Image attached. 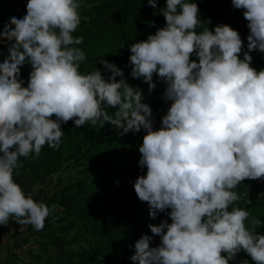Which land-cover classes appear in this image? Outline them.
Masks as SVG:
<instances>
[{
  "label": "clouds",
  "instance_id": "clouds-1",
  "mask_svg": "<svg viewBox=\"0 0 264 264\" xmlns=\"http://www.w3.org/2000/svg\"><path fill=\"white\" fill-rule=\"evenodd\" d=\"M231 3L244 9L247 50L227 23L197 31L204 23L197 0H166L159 10L166 24L129 46L131 76L149 92L154 75L166 85L171 103L159 128L143 89L114 62L100 57L107 76L80 70L84 37L73 33L81 0H26L25 11L11 12L0 27L13 37L0 58V225L11 219L40 230L52 212L14 179L22 158L39 156L45 144L59 148L69 120L77 128L110 122L120 135L144 130L138 163L147 170L133 186L151 216L170 209L171 222L149 224L159 244L150 246L146 233L135 241L134 264H230L241 251L264 264V233L256 231L264 221L252 216L246 225L250 211L236 190L246 178L264 179V68L251 66L250 54L264 52V0Z\"/></svg>",
  "mask_w": 264,
  "mask_h": 264
},
{
  "label": "trees",
  "instance_id": "trees-1",
  "mask_svg": "<svg viewBox=\"0 0 264 264\" xmlns=\"http://www.w3.org/2000/svg\"><path fill=\"white\" fill-rule=\"evenodd\" d=\"M165 3L166 0H157V7L153 8L147 0H81V24L73 33L84 37L82 44L77 45L86 53L80 70L87 72L97 67L107 76L100 57L114 62L123 69L129 84L143 89L142 102L152 107L156 128L171 103L163 98L166 85L154 75L157 86L149 92L147 82L131 76L129 46L147 39L166 24L159 11ZM197 3L204 22L197 31L203 27L214 31L216 25L227 23L239 31L243 50H247L250 30L244 9L234 8L231 0ZM25 10L26 0H0V27L11 12L19 14ZM11 39L0 33V58L8 51L4 42ZM250 54L251 66L264 68V52L253 50ZM240 55L242 58L243 53ZM30 71V64L21 66L25 86ZM61 127L65 135L59 148L45 144L39 156L22 158V166L14 171V179L25 192L46 202L52 212L40 230L11 219L7 227L2 225L0 264H134L130 256L141 235L152 237L150 246L160 243L159 235L152 233L149 224L159 225L163 219L171 222L167 215L170 209L151 216L147 202L138 198L133 186L135 179L147 170L138 163L144 130L120 135L110 122L102 127L85 124L77 128L72 120ZM236 190L242 197L237 204L250 211L246 225L253 227L249 222L252 216L264 221V197L260 195L264 193V179L246 178ZM256 227V231L264 233V223ZM245 258L249 264H256L244 251L230 264Z\"/></svg>",
  "mask_w": 264,
  "mask_h": 264
},
{
  "label": "rangeland",
  "instance_id": "rangeland-1",
  "mask_svg": "<svg viewBox=\"0 0 264 264\" xmlns=\"http://www.w3.org/2000/svg\"><path fill=\"white\" fill-rule=\"evenodd\" d=\"M50 190H51V191H53V190H54V188H53V187H51V188H50ZM7 225H8V224H7ZM7 225H5V226L7 227ZM5 226H4V227H5ZM0 227H3V226H2V225H0Z\"/></svg>",
  "mask_w": 264,
  "mask_h": 264
}]
</instances>
